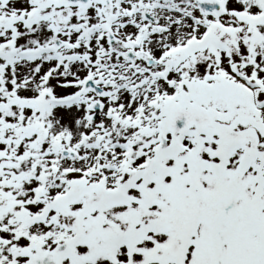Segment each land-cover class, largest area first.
<instances>
[{
    "label": "snow or ice",
    "instance_id": "obj_1",
    "mask_svg": "<svg viewBox=\"0 0 264 264\" xmlns=\"http://www.w3.org/2000/svg\"><path fill=\"white\" fill-rule=\"evenodd\" d=\"M0 264H264V0H0Z\"/></svg>",
    "mask_w": 264,
    "mask_h": 264
}]
</instances>
